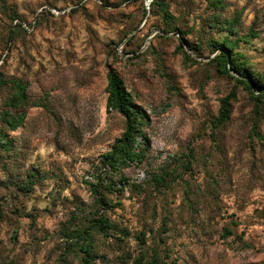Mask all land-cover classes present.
<instances>
[{
	"label": "rangeland",
	"instance_id": "rangeland-1",
	"mask_svg": "<svg viewBox=\"0 0 264 264\" xmlns=\"http://www.w3.org/2000/svg\"><path fill=\"white\" fill-rule=\"evenodd\" d=\"M152 1L0 0V111L18 81L27 93L11 109L26 113L18 129L0 114L12 140L0 148V264H80L67 231L100 207L90 181L126 233L94 232L110 264H264V93L239 84L218 125L240 75L214 59L228 37L264 84V0H164L170 24ZM108 63L149 115L144 156L117 171L103 162L126 129L107 105Z\"/></svg>",
	"mask_w": 264,
	"mask_h": 264
},
{
	"label": "trees",
	"instance_id": "trees-1",
	"mask_svg": "<svg viewBox=\"0 0 264 264\" xmlns=\"http://www.w3.org/2000/svg\"><path fill=\"white\" fill-rule=\"evenodd\" d=\"M207 1L216 9L224 7L223 0ZM151 5L152 8L156 5V8L163 12L167 23L170 24L174 15L170 12L167 3H165L164 0H153ZM228 28L232 30L234 25L230 23ZM177 30L180 32L182 31L179 28H177ZM251 31L254 34L255 30L251 29ZM214 48L215 51L221 49V51L214 57L221 67V70L227 73L235 71L240 75V77H235V84L229 94L222 98V105L217 119V124L219 125L227 122L230 118L231 101L236 97V88L239 84H246L247 88L250 90L257 102L261 101L262 94L264 93L261 89L264 84L260 82V79H257L253 75L252 70L246 66L244 61H241L238 58V55L234 50L235 43L228 37L224 38L222 41H215ZM107 67V105L108 107L118 111L126 121V129L123 135L116 140L111 150L103 154L104 164L117 171L123 165L127 164V161L131 162V160H140L144 156V151L147 148L146 146H148V139L146 138V135L143 134L145 142H138V135H141V126L148 123L149 115L133 100V97L127 89L120 73L109 63L107 64ZM17 86L18 92L6 102L7 107L0 111L3 121L12 131L18 129L26 119V113L24 111L19 113H13L11 111L12 107L17 108L22 106V104L26 102L27 98L26 85L18 81ZM258 90H261L259 94L256 93ZM11 143L12 140L7 138L6 134L0 131V148L8 150L10 149ZM37 173L38 171L31 173V178L26 182L20 183L18 187L21 190L31 191L35 181L33 178L37 177ZM96 176L97 175H95V177ZM100 178L103 179L102 177ZM158 179L159 178L156 180L158 181ZM89 184L97 196L96 199L100 204V207L95 210V216L93 217L92 222H89L90 224L84 225L80 228L77 227L73 231L68 229L67 234L69 237L74 239V243L82 252L80 253V264H110L106 257L99 255L95 251L92 239L94 232H101L104 236H109L112 230H119L122 234L126 233H124L125 231H123L116 222H113L105 213L101 212L110 206L107 194L99 190L97 183L90 181ZM105 186L108 189V192L120 190V188L116 187V184H112L110 181H108ZM1 217H3V212L0 204V218ZM99 260L101 262H99ZM145 264H159L158 257H153L151 261H148Z\"/></svg>",
	"mask_w": 264,
	"mask_h": 264
}]
</instances>
